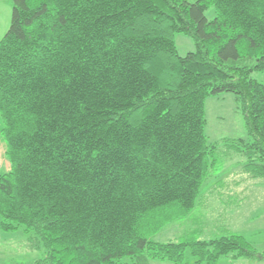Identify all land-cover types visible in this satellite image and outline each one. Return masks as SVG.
Segmentation results:
<instances>
[{
    "label": "trees",
    "instance_id": "16d2710c",
    "mask_svg": "<svg viewBox=\"0 0 264 264\" xmlns=\"http://www.w3.org/2000/svg\"><path fill=\"white\" fill-rule=\"evenodd\" d=\"M176 33L196 49L181 56ZM223 92L251 137L231 146L264 180V0H13L0 40L1 228L41 253L16 264H189L187 247L200 264L264 258L240 233L154 239L212 179L205 101Z\"/></svg>",
    "mask_w": 264,
    "mask_h": 264
},
{
    "label": "rangeland",
    "instance_id": "374dc122",
    "mask_svg": "<svg viewBox=\"0 0 264 264\" xmlns=\"http://www.w3.org/2000/svg\"><path fill=\"white\" fill-rule=\"evenodd\" d=\"M12 7L13 0H0V40L9 29ZM205 14L209 19L216 16L213 4H209ZM174 39L181 56L196 49L195 42L189 35L176 33ZM253 75L262 77L260 72H254ZM205 114V134L209 142L219 146L214 155L216 161L214 165L209 166L208 177L212 179L202 186L197 206L192 212L185 218L167 223L154 239L160 242L209 240L234 232L250 240L255 249L261 253L264 251V180H256L253 183L248 181L247 188L246 183L238 182L240 178L246 176L243 171L246 157L237 147L231 146L239 139L251 140L240 101L232 92L211 95L205 101ZM2 128L3 122L0 116V160L5 155L3 146L6 143L1 134ZM0 172L5 173L7 170L1 166ZM242 185H245V188L240 190ZM239 190L247 196L246 208H236V206L240 207L238 203L243 202L242 196L236 194ZM212 191L216 193L214 197L205 198L211 195ZM228 192L234 193L236 197L229 195ZM224 203L235 204L225 207ZM0 240V264H10L13 259L20 262L31 261L41 254L29 249L26 235L22 230L4 231L1 228V215ZM185 260L189 264H200L195 262L196 258L189 247L185 250ZM150 264L172 263L152 260ZM217 264H264V258L258 256L234 259L231 255L221 256Z\"/></svg>",
    "mask_w": 264,
    "mask_h": 264
},
{
    "label": "crops",
    "instance_id": "0c3cea01",
    "mask_svg": "<svg viewBox=\"0 0 264 264\" xmlns=\"http://www.w3.org/2000/svg\"><path fill=\"white\" fill-rule=\"evenodd\" d=\"M3 140V139H2ZM4 141V140H3ZM4 153H5V155L2 157V159L0 160V167L1 166H4L5 168H6V170L7 171H9L10 170V162H9V160H8V158H7V156H6V148H7V146H6V143H4ZM256 180H258V179H250V178H248L247 176H243L242 178H240L239 180H238V182L239 183H243V184H245L246 183V188H247V183H248V181H251L252 183L254 182V181H256ZM245 188V185H242V187H240V190L241 189H244ZM238 191L236 194H238V195H240V196H242V198H243V202H240V203H238V205H240V207L239 206H236V208H246V203H245V199H246V202H247V196H246V194H244L242 191ZM229 193V192H228ZM216 193L214 192V191H212L211 192V195H208L207 197H205V198H208V199H210V198H213L214 197V195H215ZM219 194H222V192H219ZM264 194V193H263ZM228 195V194H227ZM229 195H231V196H234V198L236 197L235 195H234V193H229ZM225 204V207L227 206V207H231V206H233L235 203H224ZM26 235V234H25ZM26 242H27V237H26ZM0 243H1V240H0ZM17 262H19V260H15V259H13V260H11V262H10V264H16Z\"/></svg>",
    "mask_w": 264,
    "mask_h": 264
}]
</instances>
